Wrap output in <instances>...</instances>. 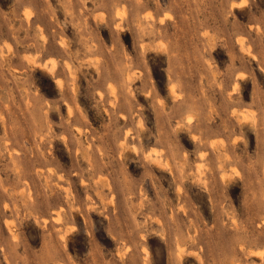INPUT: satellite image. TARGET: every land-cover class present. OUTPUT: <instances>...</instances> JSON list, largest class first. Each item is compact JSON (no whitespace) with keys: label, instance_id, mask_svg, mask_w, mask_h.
I'll list each match as a JSON object with an SVG mask.
<instances>
[{"label":"rangeland","instance_id":"rangeland-1","mask_svg":"<svg viewBox=\"0 0 264 264\" xmlns=\"http://www.w3.org/2000/svg\"><path fill=\"white\" fill-rule=\"evenodd\" d=\"M0 264H264V0H0Z\"/></svg>","mask_w":264,"mask_h":264}]
</instances>
